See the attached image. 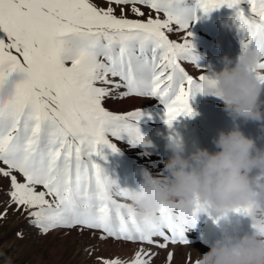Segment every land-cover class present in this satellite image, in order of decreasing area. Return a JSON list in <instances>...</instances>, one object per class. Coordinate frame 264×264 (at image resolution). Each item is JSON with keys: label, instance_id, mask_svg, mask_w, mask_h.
I'll return each mask as SVG.
<instances>
[{"label": "snow or ice", "instance_id": "1", "mask_svg": "<svg viewBox=\"0 0 264 264\" xmlns=\"http://www.w3.org/2000/svg\"><path fill=\"white\" fill-rule=\"evenodd\" d=\"M105 2L107 7L90 0H0V88L11 73L26 74L13 95L0 103V163L6 166L0 167V177L10 181L9 203L30 210V222L42 233L80 227L101 231V240L158 248L189 245L185 233L201 214L217 222L206 205L197 202L185 212L177 204H163L154 217L141 218L129 203L115 199L127 201L126 189L109 180L93 157L100 155L98 146L117 152L109 137L118 140L122 133L129 143H145L136 126L142 113L106 110L102 100L110 89L97 84L126 89L121 97L158 100L168 128L179 116H194L191 95L219 93L213 78L201 71L195 79L182 67V62L194 64L198 59L192 55L190 23L197 10L208 13L221 6L235 9L240 51H255L253 70L264 84V0H194L192 5L187 0ZM128 4L144 5L165 19L114 15L112 5ZM131 11L144 14L138 7ZM173 24L185 33L182 42L168 38ZM253 180L259 187L264 175ZM37 186L43 190L37 191ZM231 212L249 217L253 231L264 236V219L254 215L251 206ZM155 255L141 248L131 261L114 258L102 264H151ZM172 258L169 252L167 260Z\"/></svg>", "mask_w": 264, "mask_h": 264}, {"label": "rangeland", "instance_id": "2", "mask_svg": "<svg viewBox=\"0 0 264 264\" xmlns=\"http://www.w3.org/2000/svg\"><path fill=\"white\" fill-rule=\"evenodd\" d=\"M97 7H107L105 0H90ZM189 5L194 0H187ZM114 15L118 18L146 21L149 17L165 19L163 13H157L144 5H112ZM138 7L143 15H135L131 9ZM241 8L247 12V5ZM235 9L221 6L208 13L196 11L195 22L190 23L192 33L190 40L192 44V55L198 59L192 62H182V67L198 79L201 71L212 78L213 73L222 67L221 57L235 58L240 52V36L233 22ZM172 31L166 32L172 41L182 42L185 33L177 30L175 24L171 25ZM70 66V62L68 64ZM114 82L118 78L109 77ZM98 87L110 89V95L102 100V106L114 113L124 114L139 109L142 113L136 122L143 144L129 143L126 134H121L120 139L109 137L116 144L118 151L113 153L107 147L98 146L100 155L93 160L103 170L109 180L121 187L136 188L142 183L141 171L147 170L152 175L162 174L163 161L170 154L165 151V143L170 136H179L185 147V154L193 151L196 147L207 148L210 152L215 151L212 138L220 130L227 131L237 126L246 136L261 143L264 147V132L256 122H241L233 120L222 110L223 103L215 95L196 92L189 98V105L195 113L192 117L179 116L173 122L172 128L164 124L163 108L159 101L154 98L137 96L121 97L120 93L126 91L124 88L111 89L109 85L97 84ZM260 101L264 102V89L260 94ZM264 112V103L261 104ZM0 167H6L0 163ZM18 182H23L19 173ZM10 181L8 178L0 177V264H102L103 260L118 258L121 261H131L134 254L141 248L145 251L156 253L151 260L152 264H172L167 260L170 248L178 244H168L165 248L155 245L116 240L115 238L100 239L102 232L99 230H88L80 227L55 228L47 233L30 221L28 209H17V205L10 204ZM37 191L43 190L37 186ZM51 200V197H47ZM120 202H127L121 197H115ZM239 219L234 213L229 215L226 227L231 231L230 217ZM237 216V217H236ZM245 217V216H244ZM230 222V223H229ZM218 226V227H217ZM196 234L205 238L210 233L213 235L224 225L214 223L196 226ZM232 232V231H231ZM20 235H17V234ZM233 233V232H232ZM160 240V238H155ZM162 242V241H161ZM157 250V251H155ZM170 250V251H168ZM159 251V252H158ZM155 261V262H154Z\"/></svg>", "mask_w": 264, "mask_h": 264}, {"label": "clouds", "instance_id": "3", "mask_svg": "<svg viewBox=\"0 0 264 264\" xmlns=\"http://www.w3.org/2000/svg\"><path fill=\"white\" fill-rule=\"evenodd\" d=\"M257 56L249 49L233 59L221 57L222 67L213 73L216 97L223 103L228 117L241 122H256L264 132V112L260 94L264 89L253 70ZM26 74L11 73L0 88V103L14 93L15 85ZM215 151L196 147L185 154L179 136H170L165 151L162 175L141 171L142 183L136 188L125 187L127 201L141 218L154 217L163 204H177L189 212L199 202L218 218L220 234L208 245V251L198 253L194 264H264V236L252 231L239 236L227 226L231 209L251 206L254 215L264 219V184H254L255 175H264V148L246 136L237 126L220 130L212 138ZM255 173V174H254Z\"/></svg>", "mask_w": 264, "mask_h": 264}, {"label": "bare ground", "instance_id": "4", "mask_svg": "<svg viewBox=\"0 0 264 264\" xmlns=\"http://www.w3.org/2000/svg\"><path fill=\"white\" fill-rule=\"evenodd\" d=\"M256 143H257V147L261 148L260 147L261 143H259V141H257ZM237 216L239 219H244L245 221L238 223L236 221L235 217H233V216L230 217L231 231L233 232V234L239 236L240 234H243V233H251L253 231V229L251 228L250 218L240 216V215H237ZM205 223L207 225H209V224H212L213 221H212V219H209L208 216L201 214L198 221L195 223V226L185 233L186 239L188 240L189 245L178 244L175 247L170 248L172 250V253H173L172 264H191V262L195 261V259L197 258L198 253L203 254L204 252L208 251V245L211 244L213 239H215L219 236L220 230H217V232L213 235L210 233V235H207L203 239V238H201V235L198 236V234H196L195 230H196V228H198L196 226L200 225V228H201V226L203 227V224H205ZM155 251H157V250H155ZM168 251H170V250H168ZM151 252H153V251H151Z\"/></svg>", "mask_w": 264, "mask_h": 264}]
</instances>
